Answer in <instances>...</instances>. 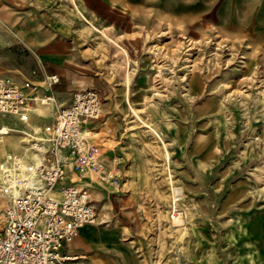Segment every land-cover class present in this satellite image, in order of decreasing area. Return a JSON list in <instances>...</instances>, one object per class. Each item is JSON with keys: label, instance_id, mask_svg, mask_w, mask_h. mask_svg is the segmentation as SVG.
<instances>
[{"label": "rangeland", "instance_id": "374dc122", "mask_svg": "<svg viewBox=\"0 0 264 264\" xmlns=\"http://www.w3.org/2000/svg\"><path fill=\"white\" fill-rule=\"evenodd\" d=\"M131 1L127 45L94 42L121 115L115 172L132 238L119 244L141 264H264V0ZM0 120L25 128L0 134L5 152L11 137L20 158L42 159L28 146L41 128ZM78 246L76 264H123L114 247Z\"/></svg>", "mask_w": 264, "mask_h": 264}, {"label": "crops", "instance_id": "0c3cea01", "mask_svg": "<svg viewBox=\"0 0 264 264\" xmlns=\"http://www.w3.org/2000/svg\"><path fill=\"white\" fill-rule=\"evenodd\" d=\"M133 11L131 0H0V76L17 82L31 80L36 83L50 74L59 78L52 90L56 104L45 106L37 103L35 106L44 108L39 112L34 106L28 121L33 127L42 129L55 121L57 111L69 104L74 92L95 90L102 99L100 115L85 122L82 128L88 144L96 148L97 159L114 172L119 156L116 137L121 127V115L112 97L117 87L116 82L111 81L108 70L109 56L100 54V42L97 45L94 42L95 38L104 35L108 37V41L104 39L106 44L113 39L125 38L126 46L128 38L134 33ZM37 114L41 116L37 117ZM7 125L10 132L19 128L25 131L23 125ZM3 140L4 137H1V144ZM5 146L9 153L2 145L0 156L22 157L23 151H19L18 144L11 141V137L7 138ZM36 155L32 160L26 157L27 162L36 163L39 158ZM66 162V175L61 183L87 188L97 210V220L108 222L111 217L115 218V221L111 220L102 227L92 224L83 226L66 252L77 255L80 243L91 246L92 252L88 256L102 255L100 251L105 246L114 247L123 264H141L131 245L119 244L122 236L132 238V228L121 214L124 209L120 185L100 181L84 165ZM55 193L60 196L58 191ZM100 235L101 239L97 241L95 238ZM112 258L118 264V256L113 255Z\"/></svg>", "mask_w": 264, "mask_h": 264}, {"label": "built area", "instance_id": "2783aa9c", "mask_svg": "<svg viewBox=\"0 0 264 264\" xmlns=\"http://www.w3.org/2000/svg\"><path fill=\"white\" fill-rule=\"evenodd\" d=\"M58 81L55 74L40 83L0 76V115L27 122L37 103L56 104L52 90ZM101 107L95 90L74 92L55 121L28 140L29 149L42 156L38 163L20 157L0 161V197L6 201L0 210V264H76L67 248L83 225L97 222V210L86 187L61 183L66 160L84 165L100 181L119 184L116 173L97 159L82 128L99 117ZM57 191L59 199L51 196Z\"/></svg>", "mask_w": 264, "mask_h": 264}, {"label": "bare ground", "instance_id": "6f19581e", "mask_svg": "<svg viewBox=\"0 0 264 264\" xmlns=\"http://www.w3.org/2000/svg\"><path fill=\"white\" fill-rule=\"evenodd\" d=\"M16 118H17V117H16ZM17 119H18V118H17ZM18 120H19V119H18ZM19 121H20V120H19ZM11 130H12V129H11ZM9 132H10V127H9L7 124L3 123V124L0 125V134H1V135L7 134V133L9 134ZM0 138H1V137H0ZM38 157H39V158H38V161H37L36 163H38V162L40 161V159H41V158H40V155H39ZM36 163H35V164H36ZM56 194H58V193L53 192V193H51V196H52L53 198H55V199H59L60 196L57 197ZM58 195H59V194H58ZM242 217H243V216H242ZM88 225H89V224H88ZM83 226H85V225H83ZM83 226H82V227H83ZM82 227H81V228H82ZM81 228H80V229H81ZM243 228H244V227H243ZM80 229H79V230H80ZM251 244H252V243H251ZM249 246H250V245H249ZM259 252H260V251H259ZM254 257H255V255H254Z\"/></svg>", "mask_w": 264, "mask_h": 264}]
</instances>
